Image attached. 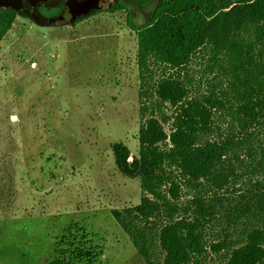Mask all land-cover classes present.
Segmentation results:
<instances>
[{"label": "rangeland", "instance_id": "rangeland-1", "mask_svg": "<svg viewBox=\"0 0 264 264\" xmlns=\"http://www.w3.org/2000/svg\"><path fill=\"white\" fill-rule=\"evenodd\" d=\"M157 6L129 0L127 11L64 26L22 13L0 44V264H146L112 214L142 198L140 181L117 170L112 147L124 143L139 156L134 30ZM205 54L190 69L194 95L228 74ZM191 192L183 194L184 206ZM241 193L220 194L209 242L222 227L237 243L244 239Z\"/></svg>", "mask_w": 264, "mask_h": 264}, {"label": "trees", "instance_id": "trees-1", "mask_svg": "<svg viewBox=\"0 0 264 264\" xmlns=\"http://www.w3.org/2000/svg\"><path fill=\"white\" fill-rule=\"evenodd\" d=\"M22 13L0 8V44ZM134 31L139 156L124 143L112 152L120 174L140 181L142 198L114 210L115 221L146 264H264V0H160ZM209 51L228 74L194 95L190 69ZM186 191L193 199L184 206ZM242 191L244 239L222 227L209 242L220 194Z\"/></svg>", "mask_w": 264, "mask_h": 264}, {"label": "flooded vegetation", "instance_id": "flooded-vegetation-1", "mask_svg": "<svg viewBox=\"0 0 264 264\" xmlns=\"http://www.w3.org/2000/svg\"><path fill=\"white\" fill-rule=\"evenodd\" d=\"M35 10L32 5L25 0V10L23 11L36 23L49 25L50 22L61 17L69 18L68 24H75L87 17L96 16L104 12H120L128 10L129 0H37ZM139 3V0H137ZM160 0H153L149 4ZM140 4V3H139ZM148 4V5H149ZM146 6L140 5L141 8ZM158 7V6H157ZM157 9V8H156ZM52 26V25H50Z\"/></svg>", "mask_w": 264, "mask_h": 264}, {"label": "water", "instance_id": "water-1", "mask_svg": "<svg viewBox=\"0 0 264 264\" xmlns=\"http://www.w3.org/2000/svg\"><path fill=\"white\" fill-rule=\"evenodd\" d=\"M32 5L33 10H35L37 5V0H26ZM0 8L4 10H13L17 13H21L25 10V0H0ZM69 18L61 17L49 23L52 26H64L68 24Z\"/></svg>", "mask_w": 264, "mask_h": 264}]
</instances>
